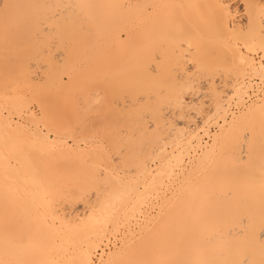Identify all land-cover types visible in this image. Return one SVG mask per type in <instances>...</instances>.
<instances>
[{
	"label": "bare ground",
	"instance_id": "bare-ground-1",
	"mask_svg": "<svg viewBox=\"0 0 264 264\" xmlns=\"http://www.w3.org/2000/svg\"><path fill=\"white\" fill-rule=\"evenodd\" d=\"M263 61L258 0H0V264H264Z\"/></svg>",
	"mask_w": 264,
	"mask_h": 264
},
{
	"label": "rangeland",
	"instance_id": "rangeland-1",
	"mask_svg": "<svg viewBox=\"0 0 264 264\" xmlns=\"http://www.w3.org/2000/svg\"><path fill=\"white\" fill-rule=\"evenodd\" d=\"M258 1L262 4H264V0H258ZM232 7L235 8V9L233 8L234 11L236 9H238L237 10L238 12L242 10L241 5L240 4L238 5V3H237V5L236 4L232 5ZM234 19L236 21L234 20L233 23H235V24L239 23L238 22L239 20H237L238 19L237 17H235ZM188 68H191V66H189ZM219 69L221 70L219 73L220 75L223 74V70H225L227 72L226 74H232L233 73L231 65H228L225 67H220ZM253 82H258V81L254 80ZM104 93H105V91L103 92L102 89H93L88 96L89 100L84 106V108L86 107L84 110V112H85V125H84V130H83L84 135L90 134V132H91L90 127L91 126L93 128H95L96 126H100L105 121L107 111H106V97H105ZM88 103H89V105H88ZM127 104H129V102ZM124 107L126 108V110L129 109V106H126V103L122 109L125 111ZM99 111H101V114L97 115V112H99ZM130 112H131V110H130ZM213 130H215V129L211 128V131H212L211 134L214 132Z\"/></svg>",
	"mask_w": 264,
	"mask_h": 264
}]
</instances>
